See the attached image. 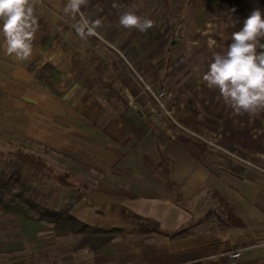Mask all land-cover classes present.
<instances>
[{
	"label": "crops",
	"instance_id": "1",
	"mask_svg": "<svg viewBox=\"0 0 264 264\" xmlns=\"http://www.w3.org/2000/svg\"><path fill=\"white\" fill-rule=\"evenodd\" d=\"M218 2H182L176 38L158 19L133 38L89 0L82 11L116 32L82 40L67 0H39L28 60L7 55L0 33V151L42 153L43 183L66 186L52 200L101 230L54 233L0 212V264H264V118L234 114L202 80L218 52ZM46 64L69 81L60 96L35 77ZM137 78L172 93L187 131L155 119Z\"/></svg>",
	"mask_w": 264,
	"mask_h": 264
},
{
	"label": "clouds",
	"instance_id": "2",
	"mask_svg": "<svg viewBox=\"0 0 264 264\" xmlns=\"http://www.w3.org/2000/svg\"><path fill=\"white\" fill-rule=\"evenodd\" d=\"M39 0H0V33L7 55L28 60L33 54V41L39 28L35 6ZM89 0H67L64 13L73 20L76 34L83 40L99 37L101 19L85 16L82 8ZM113 7L119 5L113 4ZM152 19L133 11L119 16V25L141 33L154 27ZM202 80L209 89L218 90L223 102L236 115H258L264 111V12L254 9L243 26L232 33L226 51L213 54Z\"/></svg>",
	"mask_w": 264,
	"mask_h": 264
},
{
	"label": "trees",
	"instance_id": "3",
	"mask_svg": "<svg viewBox=\"0 0 264 264\" xmlns=\"http://www.w3.org/2000/svg\"><path fill=\"white\" fill-rule=\"evenodd\" d=\"M100 6L102 12L108 16H116L117 18L127 9L135 6L141 0H94ZM113 4L119 7H113ZM259 8L264 12V0H219L217 4V26L220 37L218 39V52H224L228 44L231 42L232 33L238 31L244 20L250 13ZM143 12L137 11V15ZM176 25V26H175ZM172 30H177L176 38L181 29V25L176 23ZM127 29L124 28V31ZM129 31V30H127ZM116 30L111 31V33ZM138 30L131 32L132 37H136ZM152 28L145 33L149 35ZM120 33V32H118ZM159 35V34H157ZM162 51L167 45V40L163 39L160 43ZM39 73H35V77L39 83L47 86V90L56 96H60L66 87L69 86V81L63 77L55 68L50 65L41 66ZM264 118V111L258 114ZM43 169L44 165L39 158L29 155L27 151L20 146H13L6 151H0V212L2 214L15 215L21 219L42 222L49 225L54 233H71L76 235H87L100 233L101 230L94 228L77 218L70 213V205L68 203L57 205L58 196L52 200L50 196L58 186L66 187L65 185H57L52 183L48 189V196L37 194L35 189L29 185V170ZM55 182L61 181L60 178H54ZM62 182V181H61ZM52 200V201H51Z\"/></svg>",
	"mask_w": 264,
	"mask_h": 264
},
{
	"label": "rangeland",
	"instance_id": "4",
	"mask_svg": "<svg viewBox=\"0 0 264 264\" xmlns=\"http://www.w3.org/2000/svg\"><path fill=\"white\" fill-rule=\"evenodd\" d=\"M152 1L155 2L154 4H156L157 8L155 10H153V9L145 10L144 9V12L140 16L144 17V18H150V19L153 18L152 20H154V19L163 20V25H161V32L164 33V31H166V30H170L171 31L173 26L175 25V23L179 22V19L181 18L180 17L182 15V12H181L182 10L180 8L181 5H182L181 3L185 2L187 0H152ZM139 6L140 5L136 4L135 6L127 9L126 11H133L135 13H137V11L141 12L142 10H139V8H138ZM176 6L178 8H176ZM176 10H178V11L176 12ZM97 13L99 14V12H97L96 10L94 11V10H91V9H87V12L84 13V14H85V16L88 17V16H93V15H98ZM111 17H116V16H111ZM115 26L117 27V29L121 28V27H119L120 25H118V24H116ZM103 29L105 31H107V32H111L112 31V26L111 25H106L101 30H103ZM132 31H134V29L129 30V34ZM215 32L217 33L216 41H215L216 43L213 42L212 46H216L214 48H217V51H218V44H219L218 43V39L220 37L218 26H217V31L215 30L214 32H212V35H213L212 37H214ZM139 86H140V84H139ZM140 89H142L141 86H140ZM175 102H177V101L175 100ZM174 111H175V109L172 110V117H173L174 120H176L175 116H174ZM23 149L29 153V147H24ZM29 155L34 156L35 154L33 155L32 153H29ZM37 155L40 157V158L38 157L40 162L42 161V163H43V159H42L43 155H42V153H40V154L38 153ZM44 160H45V158H44ZM45 167H47V166H45ZM48 168L49 167L43 168L41 170L38 169V168L37 169L33 168L32 171L29 170V185H30V187L35 189L37 194H41V193H46L47 194L48 193V189H50L51 186H52V183L47 184V181H46V184H44L43 181H42V177H41L42 174L45 175L44 173H47L44 170H46ZM49 170H50V168H49ZM58 174H59L58 171L55 170L54 175L58 177ZM60 176H61L60 179H62L63 176L62 175H60ZM62 182H64V179H62Z\"/></svg>",
	"mask_w": 264,
	"mask_h": 264
},
{
	"label": "built area",
	"instance_id": "5",
	"mask_svg": "<svg viewBox=\"0 0 264 264\" xmlns=\"http://www.w3.org/2000/svg\"><path fill=\"white\" fill-rule=\"evenodd\" d=\"M177 26V30H178ZM177 30L173 32V36L175 37L177 34ZM137 81L139 82L142 92L147 94L150 98V103H151V112L152 115L155 117L157 120H166L173 124L176 128L182 129L187 131L183 126H181L179 123L176 122V120L173 119L172 117V110L174 109L176 102L173 98V95L171 92L166 90L165 88H153L151 85L146 84L139 78H137ZM129 106L131 109L134 111H137L139 108L137 104L134 102L133 99L129 97ZM191 133V135L200 138L197 134ZM201 139V138H200ZM239 257V253H233L229 255L230 259H236Z\"/></svg>",
	"mask_w": 264,
	"mask_h": 264
}]
</instances>
